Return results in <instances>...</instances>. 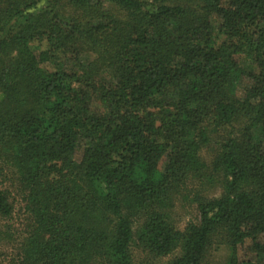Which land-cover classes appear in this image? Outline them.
<instances>
[{
	"label": "trees",
	"instance_id": "trees-1",
	"mask_svg": "<svg viewBox=\"0 0 264 264\" xmlns=\"http://www.w3.org/2000/svg\"><path fill=\"white\" fill-rule=\"evenodd\" d=\"M8 170L9 264H264V0H0L1 219Z\"/></svg>",
	"mask_w": 264,
	"mask_h": 264
},
{
	"label": "rangeland",
	"instance_id": "rangeland-1",
	"mask_svg": "<svg viewBox=\"0 0 264 264\" xmlns=\"http://www.w3.org/2000/svg\"><path fill=\"white\" fill-rule=\"evenodd\" d=\"M215 147V144H211L209 147L202 150L201 154L205 160L208 161L212 157L216 150ZM74 157L76 160H79L81 152L76 153ZM5 173L6 181L4 186L8 187L12 192V196L16 200V207L11 218H0V264H9L10 258L15 254L20 237L24 233L23 217H25L21 209L23 208V203L17 194L15 177L9 170L5 171ZM195 192L210 196L218 194V189H214V187L210 186L208 183L207 185H201L195 180L187 183L186 188L182 191V195L176 201L175 205L171 209L164 210L169 217L168 220L180 229H183L190 221L196 223L200 221L199 210L197 205L193 202V194ZM230 253L231 249L228 244L221 243L219 245H214L205 264H225ZM237 255L239 258L245 257L244 253L241 252L239 248L237 249ZM249 255L251 254L249 253ZM168 258V256L153 258L149 254L142 252L139 247L133 251V264H164Z\"/></svg>",
	"mask_w": 264,
	"mask_h": 264
}]
</instances>
